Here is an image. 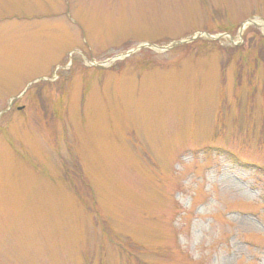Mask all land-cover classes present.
<instances>
[{"label":"rangeland","instance_id":"374dc122","mask_svg":"<svg viewBox=\"0 0 264 264\" xmlns=\"http://www.w3.org/2000/svg\"><path fill=\"white\" fill-rule=\"evenodd\" d=\"M246 20L264 0H0V264H264Z\"/></svg>","mask_w":264,"mask_h":264},{"label":"water","instance_id":"95a60500","mask_svg":"<svg viewBox=\"0 0 264 264\" xmlns=\"http://www.w3.org/2000/svg\"><path fill=\"white\" fill-rule=\"evenodd\" d=\"M250 24H253L254 25V23L253 22H250ZM264 27V26H263ZM206 37H208V38H210V39H216L218 36H208V35H205ZM189 41H191V40H188V41H178V42H173V43H171L169 46H167V47H165V48H159V47H156V46H149L148 45V47H151V48H153V49H158V50H167V49H169L170 47H173V46H176V45H180V44H183V43H187V42H189ZM132 51H129V52H127V54H129V53H131ZM126 54V55H127ZM126 55H123V56H119V57H117L118 59H120V58H122V57H124V56H126Z\"/></svg>","mask_w":264,"mask_h":264},{"label":"trees","instance_id":"16d2710c","mask_svg":"<svg viewBox=\"0 0 264 264\" xmlns=\"http://www.w3.org/2000/svg\"><path fill=\"white\" fill-rule=\"evenodd\" d=\"M225 51L227 52V57L230 56L231 52H233V50H231V49H225Z\"/></svg>","mask_w":264,"mask_h":264}]
</instances>
